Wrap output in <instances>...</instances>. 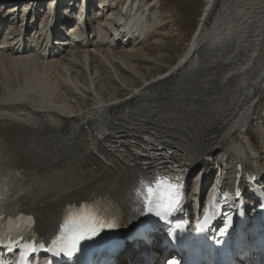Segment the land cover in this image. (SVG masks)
Instances as JSON below:
<instances>
[{"label": "bare ground", "instance_id": "6f19581e", "mask_svg": "<svg viewBox=\"0 0 264 264\" xmlns=\"http://www.w3.org/2000/svg\"><path fill=\"white\" fill-rule=\"evenodd\" d=\"M5 1L14 2L17 12L28 5L24 0ZM46 1L58 7L62 0ZM79 1L67 0L62 7H77ZM143 1L160 4L127 1L124 15L115 18L123 30L112 35L126 36L138 46H111L102 25L113 29L115 23L102 18L101 25L93 27L89 46L70 48L58 58L0 50V112L5 111L0 113V154L5 168L23 170L25 184H35L33 206L46 205L37 219L42 234L61 219L63 196L78 202L95 192L113 193L135 218L140 214L137 205L125 198L133 180L167 168L162 160L151 159L153 165L144 167L126 158L110 166L94 153L99 145L94 140L104 146L119 139L139 142L152 155L187 162L189 176L197 169L211 172L222 182L220 191L230 184L217 176L228 171L225 158L236 168L256 161L257 168L264 157L256 147L264 141V0H204L188 49L160 77L142 72L133 58L134 48L153 30L147 16L135 11L136 2ZM30 2L39 15L45 0ZM90 3L97 4L100 17L105 15L107 0ZM125 73L140 81L128 84ZM173 77L177 80L165 85Z\"/></svg>", "mask_w": 264, "mask_h": 264}, {"label": "snow or ice", "instance_id": "6c2138e0", "mask_svg": "<svg viewBox=\"0 0 264 264\" xmlns=\"http://www.w3.org/2000/svg\"><path fill=\"white\" fill-rule=\"evenodd\" d=\"M182 179L181 175H170L167 171L154 170L152 175L137 176L128 188L125 198L129 203L137 205L136 211L141 215H152L167 221L168 217L180 208L183 195ZM25 180L23 170L5 168L3 155L0 154V247L7 252L25 249L26 251L22 253L23 259V255L29 252L44 250L72 261L83 251L82 245L85 241H93L104 230L120 226L116 212L118 202L101 197L99 200L87 201L75 207L69 206L50 243L37 240L32 244H21L25 233L35 236L32 231L34 217L19 211L15 215H10L8 205L17 202L20 195L31 190L30 186L25 184ZM212 215L213 211L205 215L201 228ZM13 233L19 235L14 236ZM0 264H3L2 260Z\"/></svg>", "mask_w": 264, "mask_h": 264}, {"label": "rangeland", "instance_id": "374dc122", "mask_svg": "<svg viewBox=\"0 0 264 264\" xmlns=\"http://www.w3.org/2000/svg\"><path fill=\"white\" fill-rule=\"evenodd\" d=\"M160 4L161 9L159 11H161V14L154 13V15L147 17L148 21H152V37L145 40L140 47L134 48V50L136 49L133 53L135 57H133V54L131 55L142 72L146 71L152 76L160 74L158 77L174 67L188 49L204 7V0H160ZM107 25L109 26L110 23H107ZM117 53L120 54L122 52ZM123 53L121 54L123 56L128 54L127 52ZM155 59L158 60L156 61ZM125 74V80L128 84H133L132 81L135 83L140 81L138 78L133 79L129 74ZM2 80L0 78V86L2 85ZM172 80H177V78L173 77L168 82L165 81V85ZM161 85L164 84L161 83ZM156 87L159 90L162 88V86ZM110 91L112 92L113 90L110 89ZM121 96H125V94ZM123 106L124 108L120 110L127 108L128 104L121 105L119 108ZM255 136L258 141V135L255 134Z\"/></svg>", "mask_w": 264, "mask_h": 264}]
</instances>
